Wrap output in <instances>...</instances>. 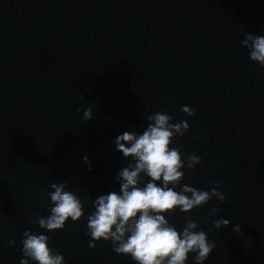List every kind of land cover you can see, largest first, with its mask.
I'll use <instances>...</instances> for the list:
<instances>
[{"label":"water","instance_id":"1","mask_svg":"<svg viewBox=\"0 0 264 264\" xmlns=\"http://www.w3.org/2000/svg\"><path fill=\"white\" fill-rule=\"evenodd\" d=\"M245 33L264 35V0H0V264L24 259L26 230L46 235L64 264H136L92 241L87 216L134 163L115 138L142 134L156 112L188 123L170 148L201 160L180 169L174 190L218 185L226 197L165 218L207 233L215 248L204 264H264V67L241 46ZM62 181L84 216L41 229L33 222L50 215L47 193ZM220 218L227 228L213 227Z\"/></svg>","mask_w":264,"mask_h":264},{"label":"clouds","instance_id":"2","mask_svg":"<svg viewBox=\"0 0 264 264\" xmlns=\"http://www.w3.org/2000/svg\"><path fill=\"white\" fill-rule=\"evenodd\" d=\"M241 46L249 49V59L264 67V35L245 33ZM79 111V109H78ZM181 111L188 116L194 115L188 106ZM92 119V106L83 112L85 122ZM173 118L163 112L147 116L149 123L142 134L124 131L115 138V150L120 152L128 163L119 170L116 180L119 192L110 191L99 195L92 203L94 211L87 216V229L92 241H110L112 250L118 255L130 256L136 264H186L188 255L194 254V264H204L215 248V243L208 240L203 230L194 231L198 223L185 218V226L181 232L169 223L166 214L181 213L201 207L212 197L224 202L226 197L217 190H197L184 185L180 191L174 189L184 178L180 169L185 166L192 170L201 162L200 157L188 155L183 159L181 150L170 148L177 136H183L189 129L186 121L172 124ZM82 162L91 170L92 162L88 156ZM141 174L150 178L141 187ZM159 182V184L157 183ZM171 185V186H170ZM66 181L52 183L53 191L47 193L50 198V215L37 217L33 223L47 231L62 230L70 218L76 222L84 216L81 200L67 191ZM190 194V195H188ZM218 209H211L215 214ZM231 221L220 218L212 221L216 229L227 228ZM234 233L241 232L239 224L232 228ZM20 251L24 259L20 264H64V257L49 247V238L43 234L24 231ZM9 241V245L14 244ZM89 247H94L89 243Z\"/></svg>","mask_w":264,"mask_h":264}]
</instances>
